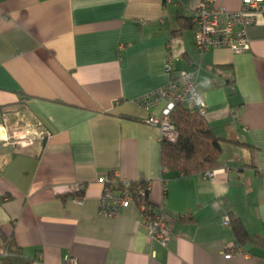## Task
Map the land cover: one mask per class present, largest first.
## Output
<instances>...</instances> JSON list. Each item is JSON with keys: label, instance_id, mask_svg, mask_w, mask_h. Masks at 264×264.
<instances>
[{"label": "crops", "instance_id": "crops-1", "mask_svg": "<svg viewBox=\"0 0 264 264\" xmlns=\"http://www.w3.org/2000/svg\"><path fill=\"white\" fill-rule=\"evenodd\" d=\"M200 1L0 0V264H264V16L248 50L200 53ZM194 69L221 139L213 178L161 165L160 127L145 119L167 102H139ZM114 172L148 185L173 222L165 244L136 205L98 212L96 177ZM231 215L256 241L236 243Z\"/></svg>", "mask_w": 264, "mask_h": 264}, {"label": "built area", "instance_id": "built-area-1", "mask_svg": "<svg viewBox=\"0 0 264 264\" xmlns=\"http://www.w3.org/2000/svg\"><path fill=\"white\" fill-rule=\"evenodd\" d=\"M171 1L162 0L163 3ZM258 14L264 16V0H241L240 8L234 12L216 6L215 0H201L191 18L194 41L198 51L202 53L209 48H226L233 53H241L248 50L249 39L246 28L255 22ZM164 69L166 72L173 71L170 54L166 59ZM196 74V69L180 70L168 83L139 100L146 109L160 99L166 100L167 106L161 116L149 115L145 119L146 122L160 127V140L174 141L177 138V131L171 121V112L176 105L183 106L191 113L205 116L206 105L197 88ZM213 175L211 170L202 173L203 178H213ZM96 180L102 185L98 207L100 214L115 216L122 209L136 205L149 238L161 244L168 241L172 234L173 222L164 211L155 212L153 210L148 202L147 184L122 178L115 172L101 174L96 177ZM233 247V245L228 247L230 250L224 253L225 258L233 255L232 250L236 249ZM69 264H75L74 259L70 258Z\"/></svg>", "mask_w": 264, "mask_h": 264}, {"label": "trees", "instance_id": "trees-1", "mask_svg": "<svg viewBox=\"0 0 264 264\" xmlns=\"http://www.w3.org/2000/svg\"><path fill=\"white\" fill-rule=\"evenodd\" d=\"M171 121L177 131V138L174 141L160 140L163 167L183 174H195L219 165L221 139L215 135L204 116L176 105L171 112ZM228 223L232 224L238 245L258 238L248 232L238 217L231 215Z\"/></svg>", "mask_w": 264, "mask_h": 264}]
</instances>
